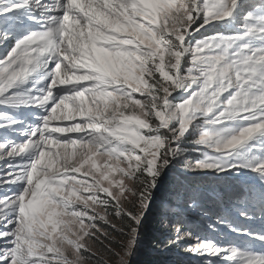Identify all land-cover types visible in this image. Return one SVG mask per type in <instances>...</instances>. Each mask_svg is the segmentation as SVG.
I'll return each mask as SVG.
<instances>
[{"label": "snow or ice", "instance_id": "obj_1", "mask_svg": "<svg viewBox=\"0 0 264 264\" xmlns=\"http://www.w3.org/2000/svg\"><path fill=\"white\" fill-rule=\"evenodd\" d=\"M0 129V264H130L170 173L243 187L168 246L264 264V0H0Z\"/></svg>", "mask_w": 264, "mask_h": 264}, {"label": "trees", "instance_id": "obj_2", "mask_svg": "<svg viewBox=\"0 0 264 264\" xmlns=\"http://www.w3.org/2000/svg\"><path fill=\"white\" fill-rule=\"evenodd\" d=\"M172 175L176 176L180 182V189H178L180 194L177 197L179 201L177 202L182 204L189 196L197 199V202L200 205L199 210L203 213V215H201L202 217L199 219H202L203 222H206L205 216L215 219L217 215L226 214L232 201L236 198L239 190L243 187L242 185H230L223 180L218 181L211 175H190L187 177L179 176L178 173H172ZM182 214L183 211H180L179 215L182 216L181 219H183L188 226L191 225L192 230L199 232L202 235L206 233L207 229L199 222V219H196L193 227V218ZM148 216L149 219L145 221L141 230L142 238L144 239V242L153 240L155 244L161 245L163 241L168 240V234L163 235L160 227L157 228L159 231L158 234H153L150 228L152 220L156 218L157 222L159 221L160 211L158 208L153 209L152 211L150 210ZM177 250L178 249H175L176 260L172 263V261L167 258L166 253L154 252L151 249L144 248L143 254H141L140 251L136 252L137 254L131 260V264H192V261H197L193 258H187L184 253ZM143 256H145V258H143Z\"/></svg>", "mask_w": 264, "mask_h": 264}, {"label": "rangeland", "instance_id": "obj_3", "mask_svg": "<svg viewBox=\"0 0 264 264\" xmlns=\"http://www.w3.org/2000/svg\"><path fill=\"white\" fill-rule=\"evenodd\" d=\"M216 30L217 31H220L222 33H225V34H228V32H229L228 29H225L223 27H219ZM211 34H212L211 31L204 32V35H211ZM3 131H4L3 129H0V134H2ZM70 135L75 136L77 134H70ZM13 138L14 139H19L18 136L13 137ZM178 189H180L179 179L176 178V176H173L172 173H170L169 176L166 178V182L162 185L161 189L158 191V193H157V199L154 202L151 211L153 209H157V208L160 211L161 201L162 200H165V199L170 200V201H172V208H171V210L173 212L178 213V215L175 216V217H173V219H179V218L181 219L182 216L179 215V213H180V211H183V214L182 215H186L187 217L193 218L192 221L194 222L193 223V227H194L196 219L201 218L202 217L201 215H203V213L199 209H197V210H195V211H193L191 213L185 212L184 211V203L181 204V203L177 202V201H179L177 197L180 194V191H178ZM148 215H149V213H148ZM148 215H147L146 220L149 219V216ZM205 221L206 222H203L202 219H199V222L202 223V225L206 228L207 220H205ZM190 223H192V222H190ZM251 226L254 227V228H258L259 227V221H257L256 223L252 224ZM159 227L161 228V232L163 233V235H165V234H168V236L170 235V233L168 231L164 230L161 227L159 221L157 222L156 218L154 220H152L151 225H150V228H151V231L153 232V234H158L159 231L157 230V228H159ZM189 227L191 228V225H189ZM116 239L117 240H120L122 238L119 237V236H117ZM167 239H168V237H167ZM144 248L145 249L146 248L147 249H151L154 252L157 251V252H160V253L161 252L166 253L167 258L170 259V261H172V263H173V261L176 260L175 259L176 258L175 249H178L180 252L184 253V246H183V244H181V246L179 248H176V247H170V246H168L167 241H163V243L161 245L155 244L153 242V240H149L147 242L146 241L144 242V239L142 238V232H141L140 242L137 245L135 251L129 257L130 264L132 262L131 260L133 259V257L137 254L136 252L137 251H140V253L143 254ZM185 256L187 258H193V259H196L197 260V261H192V264H201V259L202 258L196 257V256L187 255V254H185ZM143 258H145V256H143ZM98 260H106V261H109V264H115V257L110 256L107 253H101L99 257H93L89 261V264H97Z\"/></svg>", "mask_w": 264, "mask_h": 264}]
</instances>
